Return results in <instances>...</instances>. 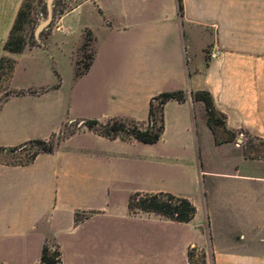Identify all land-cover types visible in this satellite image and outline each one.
<instances>
[{
  "label": "crops",
  "instance_id": "0c3cea01",
  "mask_svg": "<svg viewBox=\"0 0 264 264\" xmlns=\"http://www.w3.org/2000/svg\"><path fill=\"white\" fill-rule=\"evenodd\" d=\"M22 2L0 0V57L12 59L14 71L74 25L71 76L67 89L11 86L24 93L0 106V148L77 127L27 164L0 162V264H37L45 244L58 247L62 264H177L179 255L190 264L191 248L203 264H264V161L233 142L215 144L202 104L189 96L206 91L227 131L264 142V0H180L181 14L177 0H74L41 44L5 53ZM87 33L92 59L74 77L72 57ZM207 50L216 56L206 59ZM174 91L186 99L164 104L154 144L83 126L144 124L150 99ZM180 163L191 167L186 188L164 187L156 169ZM159 192L188 199L193 218L176 223L128 210L132 194Z\"/></svg>",
  "mask_w": 264,
  "mask_h": 264
},
{
  "label": "trees",
  "instance_id": "16d2710c",
  "mask_svg": "<svg viewBox=\"0 0 264 264\" xmlns=\"http://www.w3.org/2000/svg\"><path fill=\"white\" fill-rule=\"evenodd\" d=\"M25 1L26 0H23V2L21 3L7 39L2 46V50L5 53L19 54L25 47V43L22 38L19 36H15V32L20 30L21 25L25 20V14L22 10ZM177 8L179 14H181L180 0H177ZM90 40L91 39L89 33L85 34L84 42L79 49L80 52H82V50L88 44V42H90ZM87 59L88 61L87 63L83 64L82 69L74 68V77L81 76L87 70L92 59L91 53H89ZM13 66L14 62L11 59L6 58L5 56L0 57V80L1 78H5L6 82H9L11 80ZM59 82L60 79L57 78V83L53 87V89H56L58 87ZM23 93V91H6L3 99L0 100V106L8 97L19 96ZM186 96V93L183 91L161 92L153 96L149 101L147 118L144 124H138L133 121L112 119L103 124L98 123L95 120H87L83 122V126L86 129L95 132L97 135L108 139L122 137L120 134L124 133L126 137L123 138L132 139L141 144H154L155 142H157L163 131L162 109L164 104L170 100L181 103L186 99ZM189 96L193 102H199L202 104L204 109L205 124L212 132L215 144L232 142L234 140L235 133L227 131L225 129L224 117L222 114L218 113L215 110L210 95L206 91H196L191 92ZM52 139L53 138H50L47 141L32 140L15 148H0V151L14 152L26 146L32 147V154L25 163H22L27 164L32 161L33 158L39 153H51L58 145V142L60 140L59 139L53 142ZM127 208L131 213H153L176 223L189 222L193 218V215L195 213L193 205L185 197L174 196L162 192L134 193L128 198ZM75 222H78L76 216ZM187 260L189 262L188 253ZM37 264H62L58 247L46 244L43 245ZM201 264H203V261Z\"/></svg>",
  "mask_w": 264,
  "mask_h": 264
},
{
  "label": "rangeland",
  "instance_id": "374dc122",
  "mask_svg": "<svg viewBox=\"0 0 264 264\" xmlns=\"http://www.w3.org/2000/svg\"><path fill=\"white\" fill-rule=\"evenodd\" d=\"M73 5L74 0H53L51 21L41 31L39 40L36 41L33 31L38 22L46 17L45 3L43 0H26L22 8L23 13L25 14V20L21 25L20 30L15 32V36L21 37L25 46L28 47L41 44V35L43 33H47L49 27L53 26L57 17L70 10ZM56 33L57 36H54L56 40L53 41L48 52H44V55L37 54V56L34 55L32 57L25 56L19 60L17 66L14 68L11 81L6 82L5 78H1L0 100L3 99L6 91H14L11 86L16 89H34L56 83L57 80L54 72L59 76V84H62L63 89L68 88L71 76L70 45L75 36L74 25H70L67 28L64 27L61 31ZM90 50V45L87 44L82 52L77 51L73 55L72 60L74 68H83V64L88 61L87 57ZM205 58L211 59L210 50L205 52ZM75 92L78 96L84 95V90L81 87H78ZM73 93L74 90L72 91V94ZM76 127L77 124L73 125V128L64 129L62 132L63 134H59L57 137L53 138L52 141L55 142L59 140L65 133L74 130ZM120 135L122 137H126L124 133H121ZM232 142L239 150L242 149L245 157L256 158L264 161L263 141L255 139L243 132H239L234 134V140ZM32 152L33 148L29 146L14 152L0 151V162L22 164L27 161ZM156 173L157 177L161 179V183L164 187L169 189L174 188L176 190H184L186 188V181L191 175V167L180 163L177 167L163 166L160 169H156ZM121 200L122 199L119 198L117 201L121 203ZM187 253L189 254L190 264L202 263L203 256L200 251L195 250V248H191L187 250ZM178 259L179 261L177 264H182L180 255Z\"/></svg>",
  "mask_w": 264,
  "mask_h": 264
},
{
  "label": "water",
  "instance_id": "95a60500",
  "mask_svg": "<svg viewBox=\"0 0 264 264\" xmlns=\"http://www.w3.org/2000/svg\"><path fill=\"white\" fill-rule=\"evenodd\" d=\"M45 3L46 8V17L38 22L37 26L33 31L34 38L36 41L39 40V35L41 31L49 24L51 21V14H52V2L53 0H43Z\"/></svg>",
  "mask_w": 264,
  "mask_h": 264
},
{
  "label": "built area",
  "instance_id": "2783aa9c",
  "mask_svg": "<svg viewBox=\"0 0 264 264\" xmlns=\"http://www.w3.org/2000/svg\"><path fill=\"white\" fill-rule=\"evenodd\" d=\"M214 56H216V54H212V55L210 54V57H214Z\"/></svg>",
  "mask_w": 264,
  "mask_h": 264
}]
</instances>
